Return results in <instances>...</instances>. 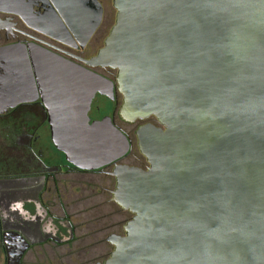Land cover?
<instances>
[{"label": "water", "instance_id": "obj_1", "mask_svg": "<svg viewBox=\"0 0 264 264\" xmlns=\"http://www.w3.org/2000/svg\"><path fill=\"white\" fill-rule=\"evenodd\" d=\"M112 5L114 24L86 63L116 71L123 120L161 125L135 132L146 168L118 163L131 144L109 118L89 122L91 98L111 81L39 63L54 145L81 169L113 165L110 200L131 214L95 264H264V0ZM26 248L5 247L6 264H21Z\"/></svg>", "mask_w": 264, "mask_h": 264}, {"label": "flooded vegetation", "instance_id": "obj_2", "mask_svg": "<svg viewBox=\"0 0 264 264\" xmlns=\"http://www.w3.org/2000/svg\"><path fill=\"white\" fill-rule=\"evenodd\" d=\"M97 1L0 0V49L11 47L0 52V245L3 249L27 246L21 264L28 253L34 261L46 254L54 256L55 249L69 246L77 230L91 222L86 211L78 208L81 198L71 204L64 200L67 177L74 180L72 186L91 173L112 177L108 172L113 165L81 169L67 162L54 145L50 124L54 115L42 72L49 66L40 62L67 61L111 81L110 91L91 98L87 116L90 123L109 118L129 140L131 150L118 163L127 164L125 159L132 155L131 134L138 127L161 126L153 116L123 120L116 71L86 63L103 47L115 21L113 5ZM98 14L99 22L92 29ZM63 109L56 108L61 119H65ZM78 110L75 107L69 117ZM113 217L112 211L94 216L95 234L112 231ZM100 242L96 239L93 245Z\"/></svg>", "mask_w": 264, "mask_h": 264}, {"label": "rangeland", "instance_id": "obj_3", "mask_svg": "<svg viewBox=\"0 0 264 264\" xmlns=\"http://www.w3.org/2000/svg\"><path fill=\"white\" fill-rule=\"evenodd\" d=\"M104 4H112V0H104ZM115 16V10H114ZM114 24V19L113 23ZM136 130V129H135ZM132 138V155L125 159L128 165H137L146 167L147 163L145 158L140 154L134 132L131 134ZM74 181V180H73ZM72 180L69 177L65 180L64 200L71 204L75 200L81 198V204L78 208L86 211L85 215L88 216L87 221H91L87 227L81 226V229L77 230L75 238L78 239L69 244V246L58 247L54 250V256L45 255L41 260L34 261L30 253L25 254L23 258V264H95L96 262H102L106 259L113 247L106 242L104 238L111 232L123 233V225L131 217V214L127 211H122L120 208L110 200L111 191L114 189L115 180L113 177H107L99 173H91L83 175V179L76 180L75 186H72ZM71 194H67L70 193ZM76 194V199L73 200V195ZM74 208H77L73 206ZM95 209V210H94ZM113 213L114 224L117 223L112 231L103 232L101 234H93L94 225L92 220L94 216L100 214H106L107 212ZM91 218V220H90ZM85 221V222H87ZM85 224V223H84ZM103 240V242L95 244V240ZM90 248V253L88 249ZM71 253L70 255L68 253ZM0 264H5L4 249L0 245Z\"/></svg>", "mask_w": 264, "mask_h": 264}, {"label": "trees", "instance_id": "obj_4", "mask_svg": "<svg viewBox=\"0 0 264 264\" xmlns=\"http://www.w3.org/2000/svg\"><path fill=\"white\" fill-rule=\"evenodd\" d=\"M120 210H121V209H120ZM116 224H117V223H115L114 226H115ZM108 232H109V231H108ZM112 233H114V232H112ZM93 234H95V232H93ZM109 234H110V233H109Z\"/></svg>", "mask_w": 264, "mask_h": 264}, {"label": "crops", "instance_id": "obj_5", "mask_svg": "<svg viewBox=\"0 0 264 264\" xmlns=\"http://www.w3.org/2000/svg\"><path fill=\"white\" fill-rule=\"evenodd\" d=\"M4 254H5V252H4Z\"/></svg>", "mask_w": 264, "mask_h": 264}]
</instances>
